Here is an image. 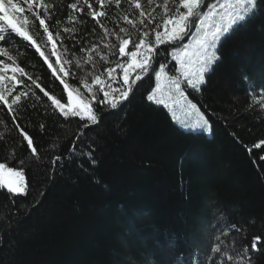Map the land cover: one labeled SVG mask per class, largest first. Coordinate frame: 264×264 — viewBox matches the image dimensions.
<instances>
[{"label":"trees","instance_id":"obj_1","mask_svg":"<svg viewBox=\"0 0 264 264\" xmlns=\"http://www.w3.org/2000/svg\"><path fill=\"white\" fill-rule=\"evenodd\" d=\"M45 2L54 5L62 27L78 29L72 39L61 34L74 60L85 56L82 47L97 44L107 52L106 40L117 43L115 37L102 39L98 27L93 34L91 18L67 7L76 0ZM17 3L23 5V0ZM141 3L154 9L157 20L163 15L164 0ZM168 6L174 7L171 2ZM110 11L117 12L114 4ZM69 13L87 23L69 22ZM22 16L43 45L47 37L39 21L27 12ZM132 18L139 20L137 13ZM105 23L118 31L114 23ZM119 23L137 37L131 25ZM13 39L17 62L33 78L40 77L46 90L63 97L62 85L42 58L28 42ZM56 42L59 51L61 41ZM220 52L222 60L206 76L201 91L186 92L202 112H211L209 137L182 130L167 109L143 100L141 92L149 86L145 80L124 113L105 112L102 123L88 132L97 163L85 160L88 172L66 163L53 184L46 182L51 159L67 151L76 123L66 124L53 115L50 101L35 89L44 103L36 108L29 103L18 123L33 138L41 156L37 161L11 115L0 110V162L23 168L25 184L32 186L24 196L0 189V264H205L217 242L235 255L253 236H264V144L253 147L264 141V3L224 39ZM93 56L97 72L114 66ZM92 71L89 64L74 68L75 78L68 82L77 87L81 77L91 79ZM41 188L47 194L36 205ZM204 222L213 231L207 244L200 240ZM261 248L252 252L249 247L243 264H264V245Z\"/></svg>","mask_w":264,"mask_h":264},{"label":"snow or ice","instance_id":"obj_2","mask_svg":"<svg viewBox=\"0 0 264 264\" xmlns=\"http://www.w3.org/2000/svg\"><path fill=\"white\" fill-rule=\"evenodd\" d=\"M170 2L173 8L168 6ZM153 3L154 0H148V5ZM260 3H264V0H164L163 15L157 20L153 15L154 9L146 8L141 0H76L67 7L78 16L91 18L94 22L93 34L98 27L103 32L102 39L115 37L117 43H108L106 40L104 48L107 52H101L97 44L82 47L80 51L85 56L74 60V54L63 44L61 34H68L67 38L72 39L78 29L62 27L63 21L56 19V13L52 11L54 5L45 0H23V5L17 3V0H0V110H6L11 115L23 140L27 142V151L39 161L41 156L33 138L18 123L22 109H26L29 103L33 108L44 103L35 91L38 89L50 101L53 115L66 124L76 123V131L67 151L52 157L51 174L46 182L55 183L56 175H63L66 163H77L84 172H88L85 160L93 166L97 163L96 145L89 141L88 132L102 123L105 112L124 113L142 87L139 82L145 80L149 86L141 92V98L150 105L168 107L170 102L173 108L183 106L188 101L187 89L201 91V87L207 83L206 76L222 60L220 47L224 39L251 19ZM113 4L116 13L110 11ZM123 4L128 7L124 8ZM25 12L39 21V27L47 37L43 45L28 31L29 21L22 16ZM133 13L138 14V21L132 18ZM78 16L69 13L67 20L81 25L87 23L78 19ZM105 21L114 23L118 31L109 28ZM119 21L136 29L137 37L133 39L131 30ZM14 37L28 42L42 58L51 77L62 85L63 97L46 90L40 77L33 78L17 62L11 47L15 42ZM58 39L61 41L59 51ZM93 53L100 60L114 66L97 72ZM111 56L117 59L110 60ZM84 64L91 65L93 69L91 79L81 77L79 86L74 87L67 78H75L74 68H81ZM17 84L24 87L18 90ZM260 94L264 95V90ZM188 106L199 114V120L190 125V130L202 128L210 134L211 112H202L190 101ZM40 127L43 130L45 126ZM261 144L264 141L253 147L259 148ZM19 164L23 165L24 161L20 160ZM24 179L23 168L0 162V189L12 196L27 195L32 186L26 185ZM46 194L43 188L38 190L39 199L34 200V204L42 203ZM232 227L237 232L242 231L235 225ZM216 240L220 241L219 235ZM262 245L264 236L255 235L250 245L245 244L242 251H236L233 255L226 251L222 243L217 242L211 246L205 264H243L244 257L249 255V247L252 252H259Z\"/></svg>","mask_w":264,"mask_h":264},{"label":"rangeland","instance_id":"obj_3","mask_svg":"<svg viewBox=\"0 0 264 264\" xmlns=\"http://www.w3.org/2000/svg\"><path fill=\"white\" fill-rule=\"evenodd\" d=\"M21 84H17V89L20 88ZM191 89V88H190ZM190 101V100H188ZM188 101L184 102L183 106H175L173 108V106L171 105V103L169 102V106L168 107H164L163 105H159L161 107H164L165 109H167L170 117L172 118V120L176 123V125L181 128L184 131H189V132H202L204 133L206 136H210L211 133L209 134L207 131H205L204 129H196V130H190V125L199 120V114H197V112L192 109L190 106H188ZM191 102V101H190ZM191 104H194L193 102H191ZM202 123V122H201ZM25 182V181H24ZM212 226L210 224H208L207 222L202 223V227H201V231H200V240H202V242L204 243H208L210 242L212 239L210 238L209 241H207L208 239V235L209 237L212 235ZM213 243V242H212Z\"/></svg>","mask_w":264,"mask_h":264}]
</instances>
